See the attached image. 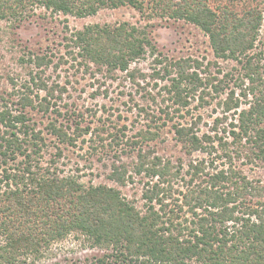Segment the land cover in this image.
<instances>
[{
    "label": "trees",
    "instance_id": "obj_1",
    "mask_svg": "<svg viewBox=\"0 0 264 264\" xmlns=\"http://www.w3.org/2000/svg\"><path fill=\"white\" fill-rule=\"evenodd\" d=\"M209 1L0 0L2 20L18 18L36 5L79 17L94 15L102 7L130 5L144 12L148 6L150 17L199 26L209 36L216 58L240 60L244 68L240 91L231 88L227 92L220 102L225 114L215 118L211 132L201 131L200 116L189 123H173L176 139L186 153L204 154L191 161L183 173L181 164L175 166L143 146L155 140L161 126L173 121L176 113L185 108L190 112L193 98L205 105L210 96L225 92L229 72L220 76L221 70L217 74L209 71L211 62L204 65L190 56H167L157 50L146 25L92 23L70 32L66 47L74 61L110 76L124 73L138 85L141 82L136 79H146L148 74L137 61L148 52L154 57L153 76L164 81L161 89L168 103L162 109L164 117L151 116V120L162 118L163 122L156 120L154 129L148 124L127 139L108 131L107 142L122 150L126 145L137 149L133 168L126 162H113L109 178L126 185L132 181V173L142 175L146 179L144 202L138 206L114 186H86L74 174H65L56 166L62 155L60 146L42 166L39 154L47 144L26 109L49 111L47 97L55 89L31 72L34 85L46 90V95H31L34 90L25 83L27 90L19 95L17 106L5 100L0 107V167L21 158L15 168L4 167L0 178V264H26L28 258L37 264L44 250L72 232L83 235L91 248L103 251L90 264H264V184L243 175L232 164L233 153L241 156L240 150L232 147L242 141L253 149L247 151L248 159L252 161L253 154L264 159V50L251 52L259 39L263 13L253 5L238 12L228 5L213 7ZM21 59L38 68L52 62L46 53H29L27 59ZM228 112H233L235 119L227 124V130L219 125ZM71 127L62 122L49 124L57 141L68 145L95 130L79 122L72 132ZM98 139L103 146L108 141L101 134ZM222 156L230 159L227 167H209L219 166L217 158ZM18 164L25 166L21 169Z\"/></svg>",
    "mask_w": 264,
    "mask_h": 264
},
{
    "label": "rangeland",
    "instance_id": "obj_2",
    "mask_svg": "<svg viewBox=\"0 0 264 264\" xmlns=\"http://www.w3.org/2000/svg\"><path fill=\"white\" fill-rule=\"evenodd\" d=\"M209 3L213 7L228 5L238 12L249 5L257 6L263 13V23L256 47L251 52L264 50V0H242L233 3L226 0H210ZM146 7L147 10L144 12L130 5L117 8L102 7L94 15L79 17L53 13L36 5L29 7L27 12L18 18L0 19V107L5 100L17 106L19 95L27 90L24 87L25 83L34 90L31 95L36 93L41 97L46 95V90H39L34 85L31 72L37 73L48 87L55 89L54 94L47 97L51 101L49 111L26 109L31 118L30 122L36 130L42 131L47 144L39 154L42 166H46L52 160L57 147L60 146L62 155L56 161V166L61 171L65 174H74L86 186L91 184L114 186L138 206H142L144 202L142 192L146 179L142 175L132 173L134 177L126 185H120L109 178L113 162H126L130 169L133 168L132 165L137 160V149H131L127 145L124 150L120 148L121 146H110L108 131L127 139V136L133 138L137 130L147 128L148 124H152L154 129L156 120L158 123L163 122L165 113L162 109L165 108L168 100L164 101L166 97L161 89L164 81L153 76L154 57L148 52L144 58L137 61V66L148 74L146 79H136L141 82L138 85L125 78L124 73L118 72L110 76L103 71L97 72L94 67L86 69L84 65L78 64V60L74 61L67 53L66 36L92 23L117 24L128 21L148 26L151 37L158 46L157 50L167 56L171 58L190 56L203 61L204 65L211 62L209 71L217 74L221 70L220 76L229 72L231 77L227 80L228 88L225 92L210 96L208 99L210 102L205 105L199 104L198 97L193 98L188 107L190 112L185 108L176 113L173 121L161 126L158 137L143 146L146 149L151 148L154 154L171 160L175 166L181 164L183 173H186L191 161L204 157V154L200 152L187 154L176 139L173 123H189L200 116L201 131H210L215 118L225 114L220 102L225 99L231 88L240 91V78L244 74L240 60L215 57L209 36L199 26L184 20L150 17L148 12L150 9ZM29 53H46L52 62L48 66L38 68L33 62L21 59L22 57L27 59ZM151 116H162V118L152 121ZM226 116V121L219 126L221 128L225 126L228 130L227 124L231 120L234 121L235 115L233 112H228ZM51 122L70 124L71 132L75 128V122H79L81 126L90 125L92 130H95L93 134H84L75 145H68L59 143L51 133L49 128ZM98 134L108 137V141H104V146L98 139ZM237 149L240 150L238 154L241 156L233 153L232 164L243 175L264 184V159L254 154L252 161L248 159L246 153L252 152L253 149L248 148L244 141L232 147V150ZM218 153H221V150ZM19 159L21 158L9 160L0 167V178L3 175V168H15ZM217 162L219 166L209 167H227L230 159L222 156L217 158ZM18 166L22 169L25 164ZM2 185L0 181V186ZM102 252L91 248L83 235L72 232L65 239L52 243L47 251L44 250L41 260H36V263L87 264L88 261L90 264L94 261L93 258ZM26 264H34L33 258H28Z\"/></svg>",
    "mask_w": 264,
    "mask_h": 264
}]
</instances>
